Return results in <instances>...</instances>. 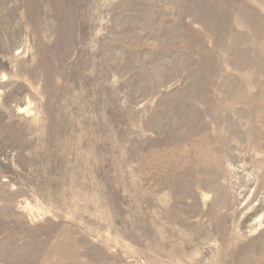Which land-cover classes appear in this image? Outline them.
<instances>
[{
    "label": "rangeland",
    "instance_id": "obj_1",
    "mask_svg": "<svg viewBox=\"0 0 264 264\" xmlns=\"http://www.w3.org/2000/svg\"><path fill=\"white\" fill-rule=\"evenodd\" d=\"M0 264H264V0H0Z\"/></svg>",
    "mask_w": 264,
    "mask_h": 264
}]
</instances>
